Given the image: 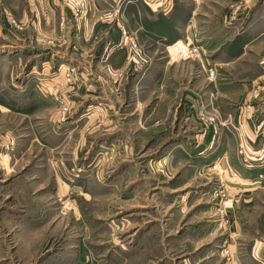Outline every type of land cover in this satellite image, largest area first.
I'll return each mask as SVG.
<instances>
[{"label":"rangeland","instance_id":"obj_1","mask_svg":"<svg viewBox=\"0 0 264 264\" xmlns=\"http://www.w3.org/2000/svg\"><path fill=\"white\" fill-rule=\"evenodd\" d=\"M39 1L0 0V48H19L0 70V264H235L225 175L239 156L264 159V128L258 157L232 127L264 121V38L232 35L264 0H59L54 24ZM175 34L204 67L169 63ZM212 113L226 125L200 154Z\"/></svg>","mask_w":264,"mask_h":264},{"label":"crops","instance_id":"obj_2","mask_svg":"<svg viewBox=\"0 0 264 264\" xmlns=\"http://www.w3.org/2000/svg\"><path fill=\"white\" fill-rule=\"evenodd\" d=\"M39 2L41 5L42 14L44 15L43 17H45L46 20L49 19L52 24H54V22L56 21V13H60V15L63 14V8L59 0H40ZM153 12L151 11L152 14L145 15V18L148 20V22L151 21L157 23L159 15L155 13L156 11ZM60 19L61 17H59V20ZM225 21L227 22V20H224L222 22ZM243 22L244 21L239 22L240 27L236 28V30L233 31V37L237 35H244L248 38V42H252L254 39L259 40L264 38V18H259L258 15L257 19H253L252 23L247 26V28H243L241 26ZM251 25H256L257 27L261 28L256 31L250 28ZM192 26V20H189L186 26V32L189 31ZM97 29H100V26H97ZM139 35L142 38L141 32L139 33ZM175 35V39H178L180 37L179 34ZM98 50L100 55L104 54L106 51V49L104 50V46L101 45L100 48L98 47ZM107 51L108 52L106 55L108 56L110 63L113 64L114 67H118L114 64L117 62V60H119V58L124 57V51L120 52L114 47L109 48V50L107 49ZM18 54L19 48H17L16 46L10 47L6 50L0 48V70L4 69L5 66H8L10 64L13 65L15 62H17L15 60L19 59ZM199 60L202 63V67H204V63L201 61V59ZM169 63L174 62L169 61ZM121 66L122 65H120V67ZM205 69L206 68H204V70ZM1 84H3V82H1L0 85ZM11 100L15 102L17 101V98L14 99L13 97H11ZM0 102H3V97L0 98ZM183 105H185V108H193V111L196 112L197 104L195 103V99L191 98L190 95H186L184 97ZM0 112H3L1 106ZM230 117L231 115L228 114L229 119ZM229 119H227V122L229 121ZM256 120L257 118L254 119V121ZM263 124V120H260L256 123H251L246 120V118H243L241 120H237L235 125L232 126L240 134L239 138H242L244 140V151L246 149L250 154H254L258 157L261 153L259 152L260 144L258 142L259 138L256 139V132L258 129H261L262 127L264 128ZM203 135L205 136V131ZM207 135L206 142L208 143V145H200V142H197V144H194L193 146L197 149L192 148V150H201L198 153L202 154L207 150L206 148L210 149V145L214 142L215 138L211 127L209 128V132L207 133ZM0 136L3 138L2 134H0ZM208 153L206 154L211 156V153ZM223 153H225L223 157L226 159L227 149H225ZM224 158H222L221 164L222 166L227 167V164H225V162H227L228 160L226 159L227 161H225ZM228 165L232 167L229 162ZM232 168L235 170L236 176H233L232 173H230L231 169L226 170L227 173L225 175L227 180L229 181V188L231 191V198L226 202V206L229 208V217L231 218L229 224V235L227 237V240L230 241L229 250L232 253H234L235 251V264H264V159L251 157V159L249 160L245 157L243 158L242 156H239V159L235 164V168ZM223 178L226 179L225 177ZM239 213L250 215L251 221L241 220L240 216L237 217L239 219L235 221L236 217L234 219V215L236 214L235 216H237ZM244 236L250 237L245 238Z\"/></svg>","mask_w":264,"mask_h":264},{"label":"built area","instance_id":"obj_3","mask_svg":"<svg viewBox=\"0 0 264 264\" xmlns=\"http://www.w3.org/2000/svg\"><path fill=\"white\" fill-rule=\"evenodd\" d=\"M73 6L76 10H79L80 12L87 10L85 3L81 1H74ZM117 26L119 27L121 31V35L124 38L123 44L126 47L129 46L130 51L137 52L138 50H140L133 37L130 36L128 31L120 22V20L117 21ZM169 47H170L169 45L166 46V55L172 62L185 61L188 59H196V58L200 59L201 48L199 46L194 45V42L191 39L186 38L185 40H181L180 46L176 47L174 50H170ZM183 51L186 53L188 52L187 57H182ZM205 73L209 81H215L216 74L211 67L205 69ZM206 120L208 122V125L205 126V129H209L211 127L214 135L218 132V129H220L222 126L225 125V122L219 120V118L217 117V115H215V113H212L211 115H207ZM217 170L219 175H222L225 172V170L221 169L220 167L217 168ZM231 173L233 176H236V172H231ZM220 181L222 182L223 180L220 179ZM221 194L223 197H225V190H222Z\"/></svg>","mask_w":264,"mask_h":264},{"label":"bare ground","instance_id":"obj_4","mask_svg":"<svg viewBox=\"0 0 264 264\" xmlns=\"http://www.w3.org/2000/svg\"><path fill=\"white\" fill-rule=\"evenodd\" d=\"M160 5V3H156V4H153L152 6H151V8H155V7H158ZM172 44V45H171ZM170 44V47H169V49L170 50H174L176 47H179L180 46V44H181V40H178V41H175V42H173V43H171ZM187 54H188V52L186 53V52H182V57H187Z\"/></svg>","mask_w":264,"mask_h":264}]
</instances>
